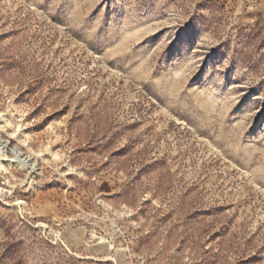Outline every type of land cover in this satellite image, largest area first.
Here are the masks:
<instances>
[{
  "label": "rangeland",
  "instance_id": "374dc122",
  "mask_svg": "<svg viewBox=\"0 0 264 264\" xmlns=\"http://www.w3.org/2000/svg\"><path fill=\"white\" fill-rule=\"evenodd\" d=\"M0 138V264H264V0H0Z\"/></svg>",
  "mask_w": 264,
  "mask_h": 264
},
{
  "label": "bare ground",
  "instance_id": "6f19581e",
  "mask_svg": "<svg viewBox=\"0 0 264 264\" xmlns=\"http://www.w3.org/2000/svg\"><path fill=\"white\" fill-rule=\"evenodd\" d=\"M7 144L1 141L0 138V166L3 167L4 165L8 167H20L21 169H28L30 165L28 163L27 158L21 154L19 151H14V159H10L7 155ZM16 150V149H15Z\"/></svg>",
  "mask_w": 264,
  "mask_h": 264
}]
</instances>
